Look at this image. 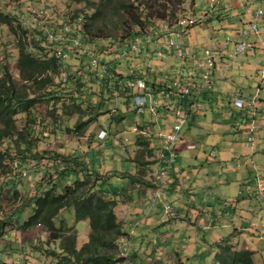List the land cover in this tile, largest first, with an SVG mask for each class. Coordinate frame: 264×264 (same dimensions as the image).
I'll return each mask as SVG.
<instances>
[{"label":"rangeland","instance_id":"374dc122","mask_svg":"<svg viewBox=\"0 0 264 264\" xmlns=\"http://www.w3.org/2000/svg\"><path fill=\"white\" fill-rule=\"evenodd\" d=\"M216 1L218 0H195L194 4H192L189 0H165V2L161 1L160 4H157L149 0H116L108 4L107 8H111L115 5L122 6V4L131 5V13L133 15L140 14L141 20L144 22L142 28L143 33L138 35L141 41V45H139L138 48L141 51L139 53L137 52L135 55H130V57H128L129 59L122 58L120 61H115V63H112L114 69L118 70V72L133 70L135 71L134 75L136 77H138V74L141 76H153L156 80H158L159 75L168 77L171 76L172 73L174 74L171 70L176 67L175 64L180 61V57H176L173 51L165 53V44L172 33L183 32V29L179 28L178 30L176 22L182 19H192L196 21L197 23L194 26L184 31L183 37H186V39L189 37L195 40L197 44L193 46L198 45V48L201 47L200 49H203L206 45L204 36L208 35L209 38L211 31H213L212 24L217 21V19L221 20V18H224L222 17L225 16L224 13L228 14L225 10L231 8L234 3V0H229L227 5L222 3L223 8L221 7L218 11ZM97 2L98 0H90L89 2L86 0H0V9L6 11L9 15H13L16 19H20L23 23L34 25L38 28L41 26L45 27L46 25L49 27L61 25L63 29H59V31L62 33L66 29L68 31L69 26H72V33L74 35L73 42L78 46L73 47L69 45L68 42L66 44V41L61 45L65 52L61 55L64 59L63 73L67 76L68 72H70L72 77L80 78L81 81L90 78V74H93L94 81H96V78L102 80V76H106L105 72L107 68H109L110 62L108 64L104 63L105 65L102 69L98 68L102 66L99 64V66L93 70L87 63L89 62V58L94 56L99 63L101 61L107 62L105 58L113 52L114 42H120L118 38H116L114 42H111L100 36H104L106 31L112 32L111 34L118 37L128 34L132 29L135 30V32H139V29L131 24L130 13H128L129 11H127V9H121L119 15H116L114 18L107 19L105 15L96 21H91L90 16L93 12L92 9ZM137 6H140V8L137 9ZM40 7H45V9L42 10ZM164 10H166L168 17L165 20L157 19L156 16L162 14ZM208 12H213L212 19L208 16ZM77 16H81L83 22H78V19L76 21L75 18ZM79 23H81V25H79ZM82 23L87 25L84 31H82ZM66 39L70 40V38ZM223 40L224 39L217 41L222 42ZM78 41L80 43H78ZM187 43L186 41L185 44ZM209 45L212 46L211 44ZM188 47H191V45L188 46L187 44V47L186 45L184 46L185 49ZM162 52L164 54L160 56L159 54ZM17 54L14 36L9 32L6 26L0 25V59L2 60L0 64L6 65L16 80H18L19 77L16 69ZM189 57H191V55L181 59L185 61L184 63L186 66L193 61V59ZM85 58L86 60L84 61ZM112 59H115V57ZM134 61H136L135 66L138 67H131L130 69L128 66L132 65ZM92 62L94 61L91 60V63ZM150 63L151 65H149ZM70 68L72 69L70 70ZM196 68L198 70L199 66ZM164 69L169 71L164 72ZM63 73L61 74V78L64 77ZM156 80H153V82H156ZM157 82V85L160 84V81ZM65 84L67 88L71 82L67 81ZM202 84L201 82L196 93L201 90ZM70 87L73 86L70 85L68 87L67 93L71 90L69 89ZM125 93L127 92L113 90V92L106 95L109 97H102L101 100L105 102L106 108L103 114L96 113V104L100 100L97 90L93 92L94 96L91 97L90 104L82 105L83 110L77 114H72L70 110L65 111L66 105L64 102L57 103L55 108L58 110V113L62 111L61 123L63 120L67 123L62 125L57 133H50L45 129L41 130V139H39L36 148L39 151L44 150L48 153L60 152L66 156L81 155L84 157L85 154H87L88 157L85 158H87L90 163L95 162V164L99 166L101 173H110L112 176L116 175V178L124 176L127 173L138 176L141 182H136L137 185H131L127 180H122L121 178L116 179V184L119 185L125 182L124 187L127 191L133 189L132 200H136V202L138 194L136 191H141L138 197V200H141L139 201L141 205L143 199H145L144 192L146 190L142 182H151L156 185L155 179L157 174L160 173V170L159 165L156 163L155 151L149 147L145 149L136 144V138H138L137 135H139V133L135 132L132 127L134 126L138 130H147L146 124H149V129L152 130L158 122L157 118L164 117L168 119L171 117L169 116L171 115V109L170 106H167V103L162 102V105H159V102L164 100L160 98L158 104L153 102L154 110L151 112L152 114L148 112L138 113L132 105V98ZM256 96L257 93L254 95V99ZM152 101H155V99H152L150 103ZM252 102L256 106L255 108H258L257 101L254 102V100H252ZM40 113H46L45 105L40 110ZM120 114L122 118L119 119ZM149 118L150 121L147 122ZM86 121L89 122L81 133L73 134L65 129V125L72 126L73 129L76 123ZM159 122H163V124L167 123L163 120H159ZM158 129L162 128L159 127ZM164 131H166V129H164ZM150 132L152 133V131ZM154 133L155 135H153L158 138L157 132ZM158 140H160L159 142L162 143L163 146L162 139ZM90 150H96L97 152L92 153ZM160 152L161 146L157 149V157L160 156ZM94 154H96L95 157ZM91 156L94 158V161H92ZM36 161L27 159L22 163H18L17 161L11 163L13 169L21 164V170L27 171V175L22 177L20 170L16 169L20 174L15 180L18 183H16L14 187L11 186L12 183H6V178L0 174V208L2 210L7 211L9 208L17 206L19 201H21L23 205L24 201L34 194L33 192L35 191L36 184L40 183L48 173V166L45 165L46 160ZM23 163L26 167L23 166ZM132 163H134L136 167H134ZM257 170L258 172L264 171V166L261 167L259 164ZM112 180H114V177ZM14 188L17 190L16 195ZM238 188L242 189V197L247 198L248 185L243 186L241 184ZM260 188H262V186ZM96 189L97 187L94 188V190ZM166 190H169V185L166 186ZM118 193L121 196L124 192ZM150 196H152L151 193ZM161 198L162 195L157 198V200H161ZM119 199L122 200V203L115 209L117 220L120 224L124 223L122 228L125 232H128V234L132 232L131 235H133L134 231L136 233L139 231L140 225H143L144 221H149V217H147L148 211L141 212L138 216H136V214L134 218V212L130 209L128 204L129 201H125L126 197L123 195V197L121 196ZM256 199L259 205L257 208L263 207L264 202H262L259 197H252L253 201H256ZM242 200L243 198H240V201ZM234 202H237L236 199ZM159 203H161V201H156V204ZM135 204L137 205L139 203ZM156 209L157 207L155 209L153 208V210L149 212V216H151V214H153L152 212ZM256 215L258 214H255V217H257ZM163 218L166 219L168 217L164 216ZM194 219L196 221V218ZM131 221L133 225L129 228V226L125 224ZM54 223L57 227L65 224V226L75 229L77 235V248H80L82 244L87 241L89 233L88 221L77 220L73 208L60 211L54 219ZM17 229L18 227L13 220H11V223L8 222L5 227H0V264H27L29 259L33 260L31 264L55 263L57 257L54 253L57 254L59 252V241L51 240L45 227L35 226L29 230ZM257 230L258 231L250 232L255 233L256 237H258V233H262V229L259 227ZM243 234L248 236L247 233ZM262 237L263 241L259 242L258 239L256 240L257 245L259 244L258 249L260 250L256 257L259 261L264 262V235ZM143 238L145 239L144 235ZM126 239H128L127 236ZM144 239H140V241L136 242L135 236H132V240H134L133 245L129 239L130 242L126 240L125 244L121 241L116 252L117 257L126 259L128 253L133 250L131 258H140L137 259L138 261H132L131 263L126 259L119 264H177L178 260L175 261L177 249L174 247H179L181 250L186 251V254L188 253L187 247L184 246L185 243L183 241H176V243H170L168 245L161 244L158 246L156 244L155 248L154 244H152L148 250L144 244L143 252L139 254L138 248L141 247L140 244L144 242ZM24 247L29 251H24L23 249L21 251V248ZM157 252L160 253V256L156 258L155 254L152 259V254ZM184 257L186 258V256ZM158 260L162 261V263ZM183 262L184 264H188V261L184 259ZM206 264H214V262L211 259L210 263Z\"/></svg>","mask_w":264,"mask_h":264},{"label":"trees","instance_id":"16d2710c","mask_svg":"<svg viewBox=\"0 0 264 264\" xmlns=\"http://www.w3.org/2000/svg\"><path fill=\"white\" fill-rule=\"evenodd\" d=\"M86 1L89 2L90 0ZM114 1L116 0H98L93 6V12L90 16L91 21H96L105 15L107 19H111L119 15L121 9H127V11H129L128 13H130L131 24L137 27L139 32H135V30L132 29L128 34L118 37L111 34L112 32L106 31L104 36H100L111 42H114V40L118 38L121 43L114 42L113 52L105 58L107 62L101 61L99 63L94 56L89 58V62L87 63L93 70H95L99 64L102 66L98 68L102 69L105 65L104 63L108 64L110 62V66L105 72L106 76H102V80L96 78V81H94L93 74H90V78L81 81L80 78L72 77L70 72H68L67 76L63 73L64 59L61 55L65 52L61 45L66 41V44L68 42V44L73 47L78 46L73 42L74 35L72 33V26H69L68 31L66 29L62 33L59 31V29H63L61 25H56V27H49L46 25L45 27L41 26L38 28L34 25H27L20 19H16L13 15H9L6 11L0 9V25L7 27L9 32L14 36L16 42L18 53L16 58V69L19 76L18 80L14 79L8 67L4 64H0V174L6 178V183H12L11 186L14 187V185L18 183L15 180L18 178L20 172L21 176L25 177L27 171L21 170V164L18 167H16V164V168L13 169L11 163L15 161L22 163L27 159L34 161L46 160L45 165L48 166V173L45 175V178H43L40 183L36 184L35 191L33 192L34 194L27 200H23V205L22 202L19 201L17 206L9 208L7 211L0 208V227H5L8 222L11 223V220H13L18 227L17 230H29L35 226L45 227L49 233L50 239L59 241V252L57 254L54 253L57 257L54 264H119L126 259L128 261L130 252L126 259L119 258L116 255L120 242L131 240L132 235L125 232L122 228L124 223L120 224L118 222L115 209L122 203L119 197L121 198V196L123 197L124 195L126 197V202L133 199V189L127 191L124 187L125 182L118 185L116 184V179H125L127 182L131 183V185H137V183L141 182L138 176L130 173L117 178L116 175L112 176L110 173H101L99 166L95 164V162L90 163V161L85 158L88 157L87 154H85L84 157L81 155L66 156L60 152L48 153L44 150H37L38 141L41 139V130L45 129L50 133H57L62 125L67 123H65L64 120L61 123L62 111L58 113L55 105L59 102H64L66 105L65 111L70 110L72 114H77L83 110L82 105L90 104L91 97L94 96L93 92L97 90L100 100L96 104V113L103 114L106 108L105 102L101 100L102 97L113 92V90L122 91L120 88L125 84L127 79L142 78L146 85V90L144 92L140 93L139 91L138 93L134 89L123 91L127 92L125 94H128V96L132 98V105L136 110L138 109L135 102V97L137 95H147V101L149 98L148 95L150 98H153L152 95L157 93H167L166 98H171V103L167 106H170L171 110H174L177 105L186 107L192 100H195V102L200 105V109L203 107L202 103L199 102L200 91L196 93V89L194 88V86H196L194 81L196 74L191 73L192 71H187V76L185 77H176L177 79L183 80L182 86L189 88L188 93H183L180 86H173L176 79L171 80L169 83L159 82L160 84L157 85V81L153 82V80H156L155 78L152 80L147 78L153 76H141L136 74L138 76L136 77L134 75L135 71L133 70H127L126 73H122L114 69L112 64L115 63V60L112 59L113 55L121 54V52L125 50V56L122 58L129 59L128 57H130V55L137 54V49L131 50V48L133 46H137L138 48V46L141 45L138 35L143 33L142 28L144 24L140 14L133 15L131 13V5L122 4V6L115 5L111 8H107L108 4ZM149 1L157 4H160L161 1L165 2V0ZM189 1L192 2V4L195 2V0ZM40 8L42 10L45 9V7ZM139 8L140 6H137V9ZM167 17L166 10H164L162 14L156 16V18L160 20H165ZM77 19L78 22H83L81 16H77L75 20L77 21ZM194 22L193 25L186 27L185 30L188 28L190 29L197 23L196 21ZM79 25H81V23H79ZM82 26V31L86 30L87 25L82 23ZM228 36L234 38L231 34ZM66 38H70V40ZM168 40L169 38L166 44ZM78 43L80 42L78 41ZM226 46L227 44H225L223 56L228 57ZM172 51L174 53L173 49H166V52ZM183 58L184 55L181 59ZM93 59H95V64L91 66L90 63ZM85 60L86 58L84 61ZM1 62L2 60L0 59V63ZM221 62L223 61L220 59L219 61L217 60L213 68L209 71L210 80L213 77L214 69ZM227 63L228 62H223L224 66L225 64L227 65ZM149 65H151V63ZM128 67L131 69L133 66L130 65ZM71 69L72 68H70V70ZM62 73L64 75L63 78H61ZM202 77V74H198L200 82L204 85L205 83ZM67 81H70V85L73 86L69 88L71 90H69L68 93L67 89L70 85L66 88L65 82ZM44 105L46 107V113L41 114L40 110ZM246 107L250 109L248 110L249 112L245 114L243 113L244 110L242 113H238L243 116H238L239 120H237L235 124H242L243 122L246 124V126L241 128V131L249 133L248 141L252 142L253 133L255 131L253 123L257 120L258 112L255 106L248 105V102H246ZM137 112L151 113L149 110L145 109L141 112L138 110ZM121 114L119 119L122 118ZM189 117L187 118V122ZM172 118H174L175 121L173 115ZM88 122L89 121L76 123L73 129L72 126L65 125V129L73 134H78L81 133ZM235 124L233 128L240 131V129H238L240 127L237 128ZM137 136L136 144L140 147L145 149L149 147L154 151L156 150L155 147L152 146L151 140L153 138H150L154 137L153 134L143 135L139 133ZM90 152L94 153L97 151L90 150ZM95 155L96 154H94V157ZM155 157L157 163L159 159L156 154ZM92 161H94V158H92ZM158 165H160V161ZM23 166H25L24 163ZM16 169L20 170V172ZM168 176L170 178V187L174 181L172 177V168ZM113 177L114 180H112ZM142 183L146 187L144 195L147 191L150 190V192H153L157 188V185L151 182L147 183L143 181ZM95 187H97L96 190H94ZM16 189L15 195L17 194ZM167 191L168 190H166L165 193ZM118 192L124 193L120 196ZM136 192H138L137 202H139L141 200H138V197L141 191L137 190ZM142 203H144V199ZM165 205L171 206L169 203H160L159 206L162 212H164ZM68 208H73L77 220L88 221V238L80 248L76 247L77 235L75 229L67 227L65 224L57 227L54 223V219L59 212ZM125 225H127V223ZM132 225L133 224H131V226ZM131 226L129 228H131ZM126 236L129 240L126 239ZM22 249L24 251H29L26 250V247L21 248V251ZM212 249L215 251L213 259L214 264H254L252 259L253 252L247 249H236L231 244L229 238H222L213 244ZM30 260L32 259H29L27 264L33 262V260Z\"/></svg>","mask_w":264,"mask_h":264},{"label":"crops","instance_id":"0c3cea01","mask_svg":"<svg viewBox=\"0 0 264 264\" xmlns=\"http://www.w3.org/2000/svg\"><path fill=\"white\" fill-rule=\"evenodd\" d=\"M228 1H216L218 11L221 7L223 8L222 3L227 5ZM258 8L262 9L263 15L258 21L259 34L251 38L254 43L253 48L248 53L238 56L235 61L232 59L228 62L229 55L228 57L222 55L217 59L228 63L224 66L221 62L216 66L209 87L202 84L199 102L203 107L200 110L194 109L189 112L190 117L184 125L185 128L183 126L177 135L176 161L172 167L174 181L169 190L163 193L161 200H157L161 201V204H171L177 215L164 219L165 214L160 210V203L156 204L153 196H150V193L152 195L150 190L145 193V202L141 205L136 200L128 202L130 209L134 212V218L136 214L138 216L141 212L148 211L149 221H144L139 231L137 233L134 231L132 235L135 236L136 242L144 239L143 235L145 237L144 242L140 244L141 247L138 248L139 254L143 252L144 244L148 250L152 244L155 248L156 244L160 246L183 241L188 253L186 254V251L179 247H174L177 249L175 261L178 260L179 263L184 264V259L188 261V264H206L210 263L211 259L213 260L215 254L212 249L213 244L222 238H229L236 249H247L253 252L254 264H264L256 257L260 251L256 240L263 241L262 236L264 235V204L263 207L257 208L259 206L257 199L252 200L255 196L264 202V171L258 172L257 170L259 164L261 167L264 166V51L262 50L264 0H234L233 6L225 10L228 14L226 15L223 10L225 16L222 17L224 18L217 19L212 24L213 31L209 38L208 35L204 36L206 41L204 48L210 46L209 44L223 45L225 37L230 34L236 38V32L247 27ZM213 12H208L210 19L213 18ZM181 38L176 42L181 46L182 55L184 58L191 55L189 58L193 61L186 66L185 61L180 57V61L175 64L176 67L171 70L174 74L168 77L159 75L156 81L169 83L176 77L187 76V71H192L191 73L196 74L194 88L197 90L201 82L198 78L200 67L198 70L196 67L203 58V49L198 48V45L193 46L197 44L195 40L189 37ZM222 39H224L222 42L217 41ZM186 41L188 46L191 45L187 49L184 48L185 45L187 47ZM226 47L227 53L231 54L232 44H227ZM174 54L179 57L176 53ZM135 63L136 61L132 62V66L136 68L138 66H135ZM163 71L168 72L169 70L164 69ZM147 78L153 79V77ZM136 92L139 93L138 90ZM256 93L258 116L253 123L255 131L251 142L248 141L249 133L241 131L246 124L244 122L235 124L239 120L238 116H243L238 113L245 110L243 113L247 114L250 109H247L246 104L244 109L238 108L236 100L249 101ZM152 96V99H155L152 104L153 102L158 104L160 98L164 100L159 102V105H162V102L167 105L171 103V98H166L167 93H157ZM172 113L173 110L169 116L172 117ZM171 117L157 118L158 122L152 130L149 129V124H146L147 130H141V134L148 135L150 131L154 135V132H157L156 134L169 132L174 121ZM159 120L167 123H160ZM149 121L150 118L147 122ZM234 124L237 128L240 127L238 128L240 131L233 128ZM159 127L162 129H158ZM150 138H153L152 146L155 147L157 155V149L160 146L162 150V143L158 140L161 138H156V136ZM158 163L159 160L157 165ZM132 165L136 167L134 163ZM241 184L249 187L247 198L242 197V189L238 188ZM239 197L243 200L240 201ZM235 199L237 202H234ZM156 207L157 209L151 214L152 217L149 216V212ZM255 214H258L257 217ZM131 224L132 221L127 223L129 227ZM259 227L262 233L259 232L256 237V234L250 231H258ZM243 233H247L248 236ZM132 236L131 244L133 245ZM132 252L133 250L129 255V263L138 261L137 259L140 258L132 259ZM154 256L158 258L160 253H153L151 258L153 259Z\"/></svg>","mask_w":264,"mask_h":264},{"label":"built area","instance_id":"2783aa9c","mask_svg":"<svg viewBox=\"0 0 264 264\" xmlns=\"http://www.w3.org/2000/svg\"><path fill=\"white\" fill-rule=\"evenodd\" d=\"M255 1V0H254ZM263 11L261 8L256 9L255 15L252 17V19L248 22L247 27L243 29H239L236 32V38H232L231 36L225 37V40L223 42V45H217L212 44L210 47L203 48L202 50V60L200 63H198V66L200 67V74H202V78L204 81V86L209 87L211 84V80L209 79V71L213 68L215 62L218 58H221L223 55V51L225 50V44H232V52L231 54H228V62H230L232 59L235 61V59L238 56L244 55L246 52L251 50L253 47V41L252 36H256L259 34L258 30V21L262 17ZM195 22L192 19H182L181 21H177L176 25L180 29H183V32L185 31L186 27L193 25ZM172 33L169 37V40L166 44V49L174 50V53H177L179 57H183L181 46L176 42L177 39H179L182 36V33ZM51 38V37H50ZM227 48V47H226ZM139 52V48L137 46H133L131 50H136ZM262 50L264 51V43L262 44ZM181 53V54H180ZM159 54V53H158ZM164 53L162 52L159 54L162 56ZM182 55V56H181ZM125 56V50L121 52V54H115L112 56L115 57V61H120L122 57ZM94 62L90 63L91 66L95 64V59H93ZM173 83V86L178 87L180 86L183 93H188L189 88L182 86V79H177ZM203 87V85H202ZM122 91L128 90V89H134L138 90L140 92H144L146 90V85L144 82V79L142 78H134V79H127L125 81V84L120 88ZM148 99L146 101L147 95H137L135 97V102L138 107L137 111L140 112L142 110H149L150 112H153L154 105L150 101L152 98L148 95ZM257 97L254 99V96L251 97V99L248 102V105H254L252 100L254 102L257 101ZM246 102L244 100H236L237 107L244 109ZM194 109H200V105L195 102V100H192L191 103L187 104L186 107L177 106L174 110L172 115L175 117V121L171 124L170 131L162 134L159 133V137L163 141L162 150L160 152V156L158 157L160 161L159 170L160 173L157 174L155 183L157 185V188L152 192V196L154 198V201H157V198H159L163 193L166 191V186L170 184V178L168 176V173L170 172L173 164L176 161V153H175V142L177 139V135L180 132L181 128L186 124L187 118L189 117V112H191ZM135 132L142 133L141 130H138L136 127L133 128ZM164 214L166 217H174L176 216L175 210L170 205L164 206ZM132 234V232H131ZM126 242V240H124Z\"/></svg>","mask_w":264,"mask_h":264}]
</instances>
